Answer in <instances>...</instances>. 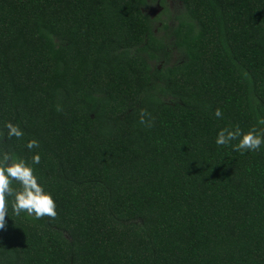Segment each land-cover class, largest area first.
<instances>
[{
	"label": "trees",
	"instance_id": "trees-1",
	"mask_svg": "<svg viewBox=\"0 0 264 264\" xmlns=\"http://www.w3.org/2000/svg\"><path fill=\"white\" fill-rule=\"evenodd\" d=\"M150 1L0 0V155L57 211L6 198L0 264H264V146L215 144L264 133V0H176L161 37Z\"/></svg>",
	"mask_w": 264,
	"mask_h": 264
},
{
	"label": "clouds",
	"instance_id": "clouds-1",
	"mask_svg": "<svg viewBox=\"0 0 264 264\" xmlns=\"http://www.w3.org/2000/svg\"><path fill=\"white\" fill-rule=\"evenodd\" d=\"M141 114L140 123H145ZM217 118L222 116V112L217 109L214 113ZM259 127H264V117H257ZM149 126L150 123H149ZM8 135L19 138L21 132L13 124L6 125ZM232 141H237L231 145ZM217 146L231 145L233 150L241 153L259 151L264 146V133L258 132L257 128L243 133L236 127L233 130L221 129L215 138ZM37 142L32 140L26 144L31 150L37 147ZM11 161V162H10ZM39 155H33L32 164H39ZM19 185V190L11 187L13 183ZM12 197V212L19 216L26 213L36 219L42 217L55 218L57 216L56 203L52 195L45 191L42 184L34 174V169L22 159H15L8 153L0 155V231L6 230L5 217L8 216L9 208L6 198Z\"/></svg>",
	"mask_w": 264,
	"mask_h": 264
},
{
	"label": "rangeland",
	"instance_id": "rangeland-1",
	"mask_svg": "<svg viewBox=\"0 0 264 264\" xmlns=\"http://www.w3.org/2000/svg\"><path fill=\"white\" fill-rule=\"evenodd\" d=\"M146 14L155 21V29L159 31V36L167 35L176 24V18L182 14V7L176 0H152L149 2ZM167 26V30H163V26ZM181 62L180 54L173 52L170 58V65Z\"/></svg>",
	"mask_w": 264,
	"mask_h": 264
}]
</instances>
